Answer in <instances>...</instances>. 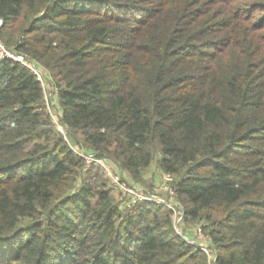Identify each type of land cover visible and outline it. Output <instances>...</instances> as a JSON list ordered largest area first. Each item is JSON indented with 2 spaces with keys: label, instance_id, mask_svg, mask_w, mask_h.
I'll list each match as a JSON object with an SVG mask.
<instances>
[{
  "label": "trees",
  "instance_id": "16d2710c",
  "mask_svg": "<svg viewBox=\"0 0 264 264\" xmlns=\"http://www.w3.org/2000/svg\"><path fill=\"white\" fill-rule=\"evenodd\" d=\"M0 19L52 75L67 137L135 181L156 161L213 264H264V0H0ZM108 182L34 72L0 60V264H209L166 207L123 209Z\"/></svg>",
  "mask_w": 264,
  "mask_h": 264
},
{
  "label": "rangeland",
  "instance_id": "374dc122",
  "mask_svg": "<svg viewBox=\"0 0 264 264\" xmlns=\"http://www.w3.org/2000/svg\"><path fill=\"white\" fill-rule=\"evenodd\" d=\"M0 19V26L2 25ZM3 45L0 44V50ZM4 47V46H3ZM5 48V47H4ZM7 50V49H6ZM14 53L11 50H8V53ZM1 53V52H0ZM16 56H19L17 54H14ZM24 56V55H22ZM25 57V56H24ZM14 59V58H12ZM15 60V59H14ZM27 59L25 60V62ZM28 62H33L37 64L34 61L28 60ZM40 67V66H39ZM43 74V79H40L41 85L44 90V97H45V102H46V110L47 113L50 115L53 123L55 124V127L59 131V133L64 137V140L68 142L69 146L71 149L81 156L85 160V164L87 169L93 170V168H96V165L94 163L89 164V160L91 161L92 157L95 158L96 153L91 150L89 147L85 146L84 144H79L77 143L76 140L73 138L67 137L66 136V129H64V126L61 124L60 119H61V106L58 100V93L56 94V91L54 90V79L52 75L50 74V77L47 74V71L40 68ZM45 74L49 79H45L44 76ZM88 158V162L86 158ZM109 169H113L116 172V178H119L121 181L122 186L126 189L134 188L133 190L137 189L140 190L139 194L145 195V196H150L154 195L157 197H160L161 199L170 202L169 196L165 188H162V185L164 183V176L163 173L159 171L157 162L155 161L147 170L144 171V179L142 182L140 181H135L129 174L121 172L120 168L114 167V164H111L109 162ZM98 167V166H97ZM104 170V169H103ZM105 171V170H104ZM106 176L109 178V186L114 188L115 196L118 197L119 201H121V207L124 209H127L129 207H132L134 203L131 202V200L128 198L129 194L125 193L122 191L120 186H118L116 183H114L110 177L108 176L107 172L105 171ZM102 178V177H101ZM95 182V177H93L92 183ZM130 186V187H129ZM142 191V192H141ZM180 206L181 204L178 203ZM165 207V206H164ZM171 212V210H170ZM206 222H190L186 221L185 218L178 223V230L177 233L183 237L185 240H187L189 243L193 245H203V246H208L209 244V238L208 234L206 231L202 232L200 230V226H205ZM213 255L211 252L208 254V262L209 264H213Z\"/></svg>",
  "mask_w": 264,
  "mask_h": 264
},
{
  "label": "built area",
  "instance_id": "2783aa9c",
  "mask_svg": "<svg viewBox=\"0 0 264 264\" xmlns=\"http://www.w3.org/2000/svg\"><path fill=\"white\" fill-rule=\"evenodd\" d=\"M1 23H2V21H1ZM0 52H1L0 53V60H2L5 57L14 58L15 60L20 61V62L24 63L25 65H27L34 72V74L37 77H39L40 79H43L44 73H42V71L40 69L41 67H39L37 64H35L33 62H28V60L25 62L26 57H24L22 55H19V56L14 55L16 53H10V52L8 53V50H6V48H4L3 46L1 47ZM47 74L50 77V74L48 71H47ZM44 78L49 79L46 74H45ZM54 88H55L54 90L56 91V94H57L58 93L57 88L55 86H54ZM65 133H66V131H65ZM84 158H86V160L88 162V158L87 157H84ZM91 159L92 160L91 161L89 160L88 163L89 164L94 163L96 166L103 168L107 172L110 179L114 183H116L118 186H120V188L122 189L124 194L125 193L129 194L128 198L131 200L132 203H134V204H136L138 202L157 203V204L165 206L169 211L171 210V218L173 221L174 228L176 230H178V223H180L184 219L185 212H184L182 206H180L178 204V201H177V189H176V186L174 185L173 175L163 173L164 183L162 185V188H165V190L168 193L169 199H170V202H167V201L161 199L160 197H157L154 195L145 196V195L139 194L140 190H138V191H137V189L133 190L134 188L133 189L132 188H130V189L124 188V186H122V184H121L120 179L116 178V176H117L116 172L113 169L110 170L109 167H107V165L110 166L109 165L110 161L100 159L97 157H95V158L92 157ZM110 163L114 164L112 162H110ZM114 167H117V166L114 164ZM200 230L202 232L205 231L203 226H200ZM208 238H209V240L211 239L209 234H208ZM197 246L199 247V245H197ZM199 248H201L206 254H209L210 252L213 254V251L210 248L209 244H208V246L200 245ZM214 256L215 255H213V257Z\"/></svg>",
  "mask_w": 264,
  "mask_h": 264
}]
</instances>
